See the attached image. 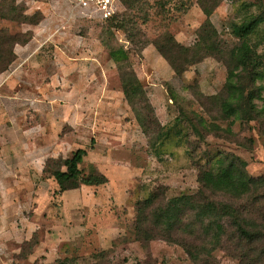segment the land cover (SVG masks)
Segmentation results:
<instances>
[{
  "label": "rangeland",
  "instance_id": "1",
  "mask_svg": "<svg viewBox=\"0 0 264 264\" xmlns=\"http://www.w3.org/2000/svg\"><path fill=\"white\" fill-rule=\"evenodd\" d=\"M72 1L0 0V31L17 41L0 73V264H193L176 244L136 240L137 202L194 194L229 155L258 182L216 195L236 213L214 263L264 264V0H202L226 49L234 24L263 19L248 40L261 73L244 89L257 112L245 99L237 115L222 111V60L177 75L155 45L198 44L199 0H120L110 21ZM78 149L79 185L60 190L50 171Z\"/></svg>",
  "mask_w": 264,
  "mask_h": 264
},
{
  "label": "trees",
  "instance_id": "2",
  "mask_svg": "<svg viewBox=\"0 0 264 264\" xmlns=\"http://www.w3.org/2000/svg\"><path fill=\"white\" fill-rule=\"evenodd\" d=\"M214 1V7L219 0ZM199 6L207 17L198 31V44L185 47L176 42L171 36L165 35L163 44H155L159 53L172 67L177 75H181L187 65L198 62L205 56H213L222 60L228 72L226 81L227 100L222 103V111L226 115L239 114V106L246 101L250 103V111L257 112L251 102L254 94H245V82L252 84L261 73L260 59L250 48L248 40L256 34L261 17L253 18L241 24L232 26V34L239 42L230 48H223L218 39V32L208 19L209 10L202 0ZM116 14L106 20L115 18ZM17 43L13 36L0 31V73L5 71L12 61L13 45ZM238 69L239 72H235ZM252 87V86H251ZM255 88H253V91ZM250 119V118H249ZM85 150L78 149L73 156L65 160V171L60 168L52 169L51 175L59 185L60 190L77 188L79 185V163L85 155ZM241 166V167H240ZM212 167V166H211ZM200 170L198 174L199 187L192 195H179L165 198L162 190L152 191L146 198L137 202L135 237L136 240L148 242L160 239L173 243L182 248L193 264H215L213 252L221 247L222 236L225 234L224 221L235 218L236 213L230 202L217 201L216 195L226 194L231 200L250 192L257 184L232 155L223 156L217 160L214 167ZM105 178L96 180L87 178L85 185L103 184ZM236 226L245 236L251 239V234L239 222L230 221L229 228ZM232 226V227H233Z\"/></svg>",
  "mask_w": 264,
  "mask_h": 264
},
{
  "label": "built area",
  "instance_id": "3",
  "mask_svg": "<svg viewBox=\"0 0 264 264\" xmlns=\"http://www.w3.org/2000/svg\"><path fill=\"white\" fill-rule=\"evenodd\" d=\"M72 3L75 8L94 13L106 21L117 13L120 0H73Z\"/></svg>",
  "mask_w": 264,
  "mask_h": 264
}]
</instances>
